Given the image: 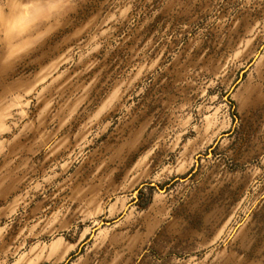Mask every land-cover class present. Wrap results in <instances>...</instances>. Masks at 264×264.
<instances>
[{
    "label": "rangeland",
    "instance_id": "1",
    "mask_svg": "<svg viewBox=\"0 0 264 264\" xmlns=\"http://www.w3.org/2000/svg\"><path fill=\"white\" fill-rule=\"evenodd\" d=\"M0 264H264V0H0Z\"/></svg>",
    "mask_w": 264,
    "mask_h": 264
}]
</instances>
